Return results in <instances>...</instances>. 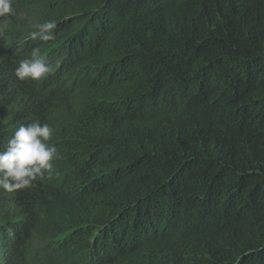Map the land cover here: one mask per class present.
Wrapping results in <instances>:
<instances>
[{"label": "trees", "instance_id": "obj_1", "mask_svg": "<svg viewBox=\"0 0 264 264\" xmlns=\"http://www.w3.org/2000/svg\"><path fill=\"white\" fill-rule=\"evenodd\" d=\"M43 8L42 83L16 78L17 42L0 40V151L39 120L59 158L52 178L0 189V264H30L54 192L69 264H264V0ZM67 66L73 93L43 91Z\"/></svg>", "mask_w": 264, "mask_h": 264}, {"label": "clouds", "instance_id": "obj_2", "mask_svg": "<svg viewBox=\"0 0 264 264\" xmlns=\"http://www.w3.org/2000/svg\"><path fill=\"white\" fill-rule=\"evenodd\" d=\"M15 15L13 0H0V18ZM54 21L36 24L37 31L29 33L33 40L52 41ZM53 66L41 57L40 49L33 48L30 58L23 59L14 75L20 81H39L53 72ZM54 130L39 120L20 125L8 140L7 148L0 151V189L12 193L29 188L38 179L52 178L54 161L59 158L57 147L49 142Z\"/></svg>", "mask_w": 264, "mask_h": 264}, {"label": "rangeland", "instance_id": "obj_3", "mask_svg": "<svg viewBox=\"0 0 264 264\" xmlns=\"http://www.w3.org/2000/svg\"><path fill=\"white\" fill-rule=\"evenodd\" d=\"M46 0H13V7L15 9V15L0 18V40L5 44L16 43V51H20L18 56L23 59L30 58L33 48L31 47L32 41L40 49V52L44 54L47 46L41 45V40L31 39L29 33L37 31L36 24L44 23V3ZM31 39L29 43L28 40ZM25 43V47L23 46ZM29 47V48H28ZM28 48V49H26ZM48 49V48H47ZM49 50L53 53V49L49 47ZM49 51V52H50ZM69 66L65 68V72L62 73L61 69L57 74V80L61 79L55 86L56 79L47 81L43 91L47 89H59L62 94L65 92V97H68L73 93L75 83L72 82L71 87L67 90L63 89L69 84L70 78L64 77L68 73ZM73 68L71 67L70 70ZM62 73V74H60ZM50 78V77H49ZM48 78V79H49ZM45 78L39 80L43 82ZM55 190V189H54ZM56 191V190H55ZM58 193V192H57ZM56 192L51 193L45 202L38 206V221L36 222L35 231L32 235H29L27 240V249L25 250V256L30 260V264H69L70 257L65 251L58 245L56 235L59 233V224L63 221H69L68 208H62L63 202ZM2 205V204H0ZM63 219V221H60Z\"/></svg>", "mask_w": 264, "mask_h": 264}]
</instances>
